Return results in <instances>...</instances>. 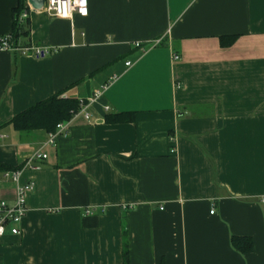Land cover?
I'll return each mask as SVG.
<instances>
[{
	"label": "crops",
	"instance_id": "obj_1",
	"mask_svg": "<svg viewBox=\"0 0 264 264\" xmlns=\"http://www.w3.org/2000/svg\"><path fill=\"white\" fill-rule=\"evenodd\" d=\"M87 2V16L29 11L43 56L0 51V163L47 154L23 170L35 188L0 264H126V245L128 264H264V0ZM18 3L0 0V36ZM112 75L52 145L11 122L54 94L89 100ZM0 197L13 202V182Z\"/></svg>",
	"mask_w": 264,
	"mask_h": 264
},
{
	"label": "built area",
	"instance_id": "obj_2",
	"mask_svg": "<svg viewBox=\"0 0 264 264\" xmlns=\"http://www.w3.org/2000/svg\"><path fill=\"white\" fill-rule=\"evenodd\" d=\"M44 3L45 5L43 10L62 19L70 18L73 14H79L81 16H87L88 14L87 0H45ZM28 15L29 11H23L20 18L24 20L28 18ZM153 43L154 45L157 44V42ZM134 46L136 48H140L143 53L147 52L151 48L143 46L142 43L138 41L135 42ZM8 50L20 52L21 54H32L36 58L43 56L45 53V50H42L38 46L34 47L31 43H18L15 45L12 42V33L7 36H0V51ZM173 57L175 60H179L180 58L177 55H174ZM126 65L131 66L132 63L129 61ZM118 78V75H112L109 77L104 84L95 89L89 100L81 98V100H79L80 109L76 114L82 113L86 119H89V113L87 112L89 103L95 102V100L101 97L109 89V86L115 83ZM106 110H108V107H106ZM68 124L69 121L57 124L56 130L53 133H49L47 144L52 145L59 136H66L68 134ZM45 158H47L46 153L42 150L36 151L26 159V164L23 168H12L11 170L0 171V181L5 180L13 182L15 191V197L11 204L0 197V238H2L7 231L13 235L20 233L19 225L22 223L23 218L26 216L28 211V207L26 205L27 196L29 193L34 191L35 188L34 181H23V170L26 166L33 167V163L35 161ZM87 213H90V211H87ZM210 213L214 214V210L210 211Z\"/></svg>",
	"mask_w": 264,
	"mask_h": 264
},
{
	"label": "trees",
	"instance_id": "obj_3",
	"mask_svg": "<svg viewBox=\"0 0 264 264\" xmlns=\"http://www.w3.org/2000/svg\"><path fill=\"white\" fill-rule=\"evenodd\" d=\"M18 7L13 10L12 42L17 45L29 44L26 40L30 36V18L22 20L20 15L23 11H30L26 0H19ZM80 109V103L75 98H64L62 94H54L51 97L38 102L24 112L15 115L11 122L19 132L43 129L48 133L56 130L57 124L71 120ZM131 112L107 115V122L132 121ZM12 167L0 163V170H11ZM232 245L242 254L252 251L253 241L249 236H232ZM128 245L124 248L125 263L128 264Z\"/></svg>",
	"mask_w": 264,
	"mask_h": 264
},
{
	"label": "water",
	"instance_id": "obj_4",
	"mask_svg": "<svg viewBox=\"0 0 264 264\" xmlns=\"http://www.w3.org/2000/svg\"><path fill=\"white\" fill-rule=\"evenodd\" d=\"M45 0H27V3L29 4V7L33 10L37 9H43L45 5Z\"/></svg>",
	"mask_w": 264,
	"mask_h": 264
}]
</instances>
